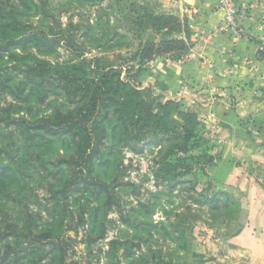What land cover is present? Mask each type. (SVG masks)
<instances>
[{
    "label": "trees",
    "instance_id": "obj_1",
    "mask_svg": "<svg viewBox=\"0 0 264 264\" xmlns=\"http://www.w3.org/2000/svg\"><path fill=\"white\" fill-rule=\"evenodd\" d=\"M52 1L0 0V264H83L73 258L64 234L80 228L84 264L101 258L104 264H176L177 251L189 246L186 218L152 220L153 201L161 192L124 203L126 190L136 188L124 181L122 150L139 154L146 143L158 141L152 172L157 186H189L187 198L211 203L218 218L237 214L227 194L208 198L190 192L194 184L183 180L195 165L203 173L209 162L206 148L194 155L203 141L197 116L172 100L149 106L109 63L56 60L61 45L74 46L76 32L86 37L94 28L71 17L62 28ZM122 10L139 40L140 60L177 59L189 52L188 42L169 37L173 31L167 32L165 17H152L132 1ZM157 26L164 28L163 38L143 43L141 33ZM112 39L117 47L130 43L129 36L115 31ZM39 189L46 196L42 200ZM110 213L117 218L108 219ZM109 230L116 236L105 250L94 252ZM157 232L162 245L154 240Z\"/></svg>",
    "mask_w": 264,
    "mask_h": 264
},
{
    "label": "rangeland",
    "instance_id": "obj_2",
    "mask_svg": "<svg viewBox=\"0 0 264 264\" xmlns=\"http://www.w3.org/2000/svg\"><path fill=\"white\" fill-rule=\"evenodd\" d=\"M130 1L143 6L146 13L150 12L152 17H165L166 22H163L167 25V32L173 31L169 37H176L178 29L190 30L186 22V10L180 7L177 0H53L54 14L60 20L62 28L66 26L69 17L77 25L84 26L88 22L94 28L86 37L81 36L82 31L76 32L75 39L72 40L75 41L74 46L68 48L65 44L61 45L56 60L66 61L68 59L84 58L95 64V60L98 59L99 64L109 63L115 68H120L121 79L139 90L149 106H155L156 103H164L166 100L161 99V95L158 94L159 89L153 87L152 83L148 81L150 78L148 66L152 59L148 61L139 59L141 50L139 40L135 39L132 31H130L131 25L124 20V15L127 12L122 9ZM150 24H153L152 19ZM156 28H150L141 33L143 43L146 40L158 41L163 38L164 28L161 26ZM114 31L129 36L130 43L125 42L121 47L114 46L116 40H111ZM178 59L180 57L174 59V61L177 63ZM230 93L226 96H224L225 94L222 95L226 102L231 97ZM186 95L189 97L186 98L185 102L182 100L175 102H178L181 110L194 113L197 116L199 132L203 141L200 143L199 149L194 151V155L201 156V148H206L209 162L204 166L203 173L199 170L201 165H195L193 174L184 177L183 180H188L194 184L195 188L189 190L190 192L205 193L208 198L216 193L227 194L235 201L237 214L218 218L217 213L211 208V203L209 205L206 203L199 204L187 198L188 192L186 193V191L189 186L176 185L172 189L157 186L152 172L155 168V162L159 159L157 154L160 145L154 143L158 141L146 143L142 153L139 154L126 148L122 150V162L127 168L124 181L133 183L136 188L135 192L131 189L126 190L125 193L127 194L123 197L124 203L131 202L133 205L138 200H148L151 194L161 192V195L153 201L155 207L152 220L154 222L173 220L174 216L178 214L186 218V236L189 246L186 251H177L179 257L176 264H264V262L254 261L251 255H249L250 257L246 255L248 253H246L247 237L245 230L248 216L243 211L245 210L242 201L244 197L227 193L218 185L215 178L216 174L213 166L221 155V145L226 140L225 134H227L219 128L220 126H218L213 115L207 112L214 99L220 100L218 94L215 96L212 93L207 99L199 97L195 92ZM242 146L243 148H239L240 151H243L245 144ZM200 162L202 163V160ZM240 163L238 161V164ZM242 164L239 166L240 170L247 173V164ZM241 171L240 174L243 175ZM247 175L250 177L249 173ZM36 193L40 200L46 197L42 189H39ZM80 195H82V192L76 193V196ZM220 200L222 203L225 198L220 197ZM129 207V205H126V209ZM187 207H189V210L186 209ZM116 218L117 214L115 213L108 215V219ZM83 233V229L80 228L77 232L69 230L64 234L74 248L75 255H73V258L84 264L86 250L83 243H81ZM116 234V230H109L107 237L95 245L94 252L98 247L105 250L106 242L114 238ZM154 237L156 245L164 243L161 232L155 233ZM171 248L175 249V246L171 245ZM92 264H97L95 259ZM98 264H104L103 258Z\"/></svg>",
    "mask_w": 264,
    "mask_h": 264
},
{
    "label": "crops",
    "instance_id": "obj_3",
    "mask_svg": "<svg viewBox=\"0 0 264 264\" xmlns=\"http://www.w3.org/2000/svg\"><path fill=\"white\" fill-rule=\"evenodd\" d=\"M177 2L192 28L182 29L176 38L188 42L194 58L177 64L171 57H154L148 81L163 100L185 102L190 92L206 99L218 94L220 100L214 99L207 112L227 134L213 166L215 178L227 193L244 197L246 255L264 262V0H234L237 6L254 4L253 20L243 22L245 35L239 38L215 32L222 24L215 0H193L191 6ZM229 92L226 102L222 95ZM242 163L250 177L240 170Z\"/></svg>",
    "mask_w": 264,
    "mask_h": 264
},
{
    "label": "built area",
    "instance_id": "obj_4",
    "mask_svg": "<svg viewBox=\"0 0 264 264\" xmlns=\"http://www.w3.org/2000/svg\"><path fill=\"white\" fill-rule=\"evenodd\" d=\"M216 2V12L222 20V24L215 29L216 33H230L235 38L244 36L243 22L245 20H253L252 8L254 4H249L248 6H237L234 0H215ZM189 20L193 17L189 14ZM189 28H192V24H189ZM260 28V26H258ZM260 50L264 51V41L260 44ZM193 54H186L181 56L177 60L178 64H181L185 60L193 59Z\"/></svg>",
    "mask_w": 264,
    "mask_h": 264
},
{
    "label": "water",
    "instance_id": "obj_5",
    "mask_svg": "<svg viewBox=\"0 0 264 264\" xmlns=\"http://www.w3.org/2000/svg\"><path fill=\"white\" fill-rule=\"evenodd\" d=\"M185 4L191 6L193 4V0H184Z\"/></svg>",
    "mask_w": 264,
    "mask_h": 264
}]
</instances>
